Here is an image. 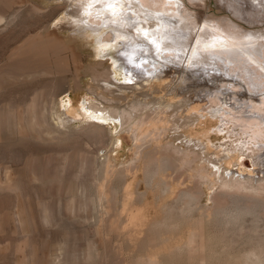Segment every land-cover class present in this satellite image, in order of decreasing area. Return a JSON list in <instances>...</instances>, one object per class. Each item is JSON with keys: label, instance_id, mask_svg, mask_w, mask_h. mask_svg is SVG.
<instances>
[{"label": "bare ground", "instance_id": "obj_1", "mask_svg": "<svg viewBox=\"0 0 264 264\" xmlns=\"http://www.w3.org/2000/svg\"><path fill=\"white\" fill-rule=\"evenodd\" d=\"M139 1L68 0L75 8L70 11L73 19L69 23L76 26V31L85 34L87 24L106 26V30L94 27L99 33L96 55L104 56L102 52L113 48L117 50L112 56L114 63L101 59L85 64L83 52L73 37L59 38L53 30L48 39L56 40L60 49L71 50L74 70L70 62L67 65L50 62L46 49L36 52L38 56L34 59L36 54L29 47L36 49L40 45L39 35L14 48L10 62L2 67L5 72H0V88L13 82L56 75L62 82L65 80L63 85L59 84L65 92L81 88L83 71L91 77L86 86L91 96L78 109L73 108L70 97L61 100L51 91L50 102L34 99L22 115L11 111L0 113V138L19 128L34 138L60 141L72 136L79 122L95 141L106 143L103 154L92 153V160H85L89 163L73 175L74 179L71 174L76 194L73 190L67 200L39 203L42 222L50 223L56 214L91 220L99 203L103 228L116 230L118 214L116 221H112L114 213L109 208L117 210L120 200L118 190L110 186L112 178H126L130 174L133 177L122 191V207L126 208L134 200L138 171H144L147 184L157 183L162 195L170 196L175 192L170 178L173 168L189 169L190 175L198 177L200 183L203 181L210 193L221 187L248 195H233L232 206V203L219 206L216 211L224 218L236 222L247 215L255 224L264 222V30H253L255 27L250 30L241 23L246 21L256 26L262 22L264 0H219L224 15L202 11L199 7L205 6L204 0ZM16 2L0 0V23L13 17ZM85 35L88 36L87 32ZM66 73H72V81ZM65 83L69 84L68 88ZM157 93L161 96L156 97ZM217 136L227 140L217 144ZM125 140L130 143L131 157L119 162L113 151L123 148ZM67 157L30 156L25 164L29 180L58 183L63 191L67 175L73 172ZM175 174L178 184L181 183L180 173ZM13 178L7 172L4 179L9 183ZM200 183L197 186L202 188ZM193 191H179L188 206L198 202ZM186 205L182 209L190 211L191 207ZM195 231L188 234L184 248L189 259L201 263L206 257ZM111 251L102 243L100 248H91V256L96 264H121L122 260ZM163 254L140 257L135 263L125 264H162ZM261 261L264 262V253Z\"/></svg>", "mask_w": 264, "mask_h": 264}, {"label": "rangeland", "instance_id": "obj_2", "mask_svg": "<svg viewBox=\"0 0 264 264\" xmlns=\"http://www.w3.org/2000/svg\"><path fill=\"white\" fill-rule=\"evenodd\" d=\"M135 1L140 2L139 0ZM184 1L189 2V0ZM203 4H205L204 7H199L202 11L207 10L206 12L224 15L219 0H204ZM14 9L16 11L13 17L10 16L12 20L8 19L6 23L5 21L0 23V72H5L2 67L10 62L12 50L26 39L37 35H39L37 41L40 45L36 49L29 47L31 52L36 54V52L46 49L49 53L50 62L53 64L61 63V65H67V62H70L74 70L71 50L68 48L60 49L56 40L48 39L53 30L57 31L56 34L59 38L68 35L73 37V42L83 52L85 64L90 65L101 59L114 63L112 56L117 53V50L113 48L102 52L104 56L96 55L97 44L95 42L99 33L94 29L96 27L105 29L106 26L95 27L87 24L88 29L85 31L88 36L85 35L86 32L84 34L83 31H81L82 33L76 31V26L69 23V20L73 19L70 16V11L72 12L75 8L70 5L68 0H17ZM241 23L250 30L254 27L253 30H264V19L256 26H251L246 21H241ZM106 35L105 33L104 36ZM37 56V54L34 55V59ZM82 73L81 88H71L65 92L61 87L65 80L62 82V79L56 75L8 84L0 88V113L11 111L17 115H22L27 105L34 99L43 98L50 102L52 92L61 100L70 97L73 108L78 109L91 96L86 89L91 77L86 71ZM159 73L164 74L161 71ZM65 75L68 76V79L73 77L72 73ZM65 85L66 88L69 87V84L67 86L65 83ZM53 87L56 89L55 91ZM156 95V97L161 96L160 93ZM101 123L105 122L101 121ZM15 131L4 138H0V264H57L60 262L62 264H96L91 256V248H100L102 243L108 246L110 251L112 249L111 252L115 257L117 256L122 260L121 264L135 263L136 259L153 256V254L162 256L160 254L163 253L164 257H160L165 258L164 262L161 259L162 264L168 262L170 264H264L261 261L264 253V222L255 224L256 221L254 222L253 218L247 215V217L233 222L216 211L219 206H229L231 203L230 206H232L231 197L233 195L242 197L248 195L221 187H216L210 193L206 184L202 181L203 183H201L204 184L202 185L198 177H194V179L188 172L189 169L186 171L185 168H179L178 171L173 168L170 171L172 177L176 175L175 178L173 177L176 181L170 176L175 186V192L170 196L162 195L163 190L157 183V185L155 183V185L147 184L146 180L143 179L142 173L144 171H138L139 176L134 180V200L129 202L126 208L122 207V191L123 187L132 181L133 177L130 174L126 178L121 176L112 178L110 186L118 190L120 200V206L117 210L109 208V211L114 213V216L111 217L112 221H116L115 217L118 214L119 228L116 230L106 231L103 228V211L99 203H97L98 206L96 205V212L94 211L95 217L91 220H81L68 215L56 214L50 223H43L39 203L43 201L50 204L55 199L67 200L72 196L73 190L76 194L73 175L87 166L89 162L86 163V161L92 160L94 155L92 153L103 154L107 146L104 142L95 141L94 137L81 128L79 122L75 133L68 139L60 141H45L34 138L27 130L22 132L19 128ZM236 137L233 136V139ZM225 140L227 138H222V136L215 138L217 144L224 143ZM129 147L130 143L125 140L123 148L113 151V155L117 156L119 162L131 157ZM47 154L65 155L66 157L70 154L67 158L73 165H71L73 172L69 174L70 176L67 175L63 191L60 190L58 183H39L29 180L27 176V165H25L27 159L30 156ZM87 157H89L88 160ZM7 172H11L12 176L15 177L9 183L4 179ZM174 172L180 173L181 177L178 176L181 183L178 184L177 174ZM182 173L185 174L181 175ZM67 182L69 183L67 184ZM199 183L202 188L197 186ZM96 184L95 187L93 185L94 193L98 189V184ZM180 187L184 189L182 190ZM184 190L189 192L194 190L193 193H195L198 202L195 201L190 206L186 205L185 201L187 200H182L180 194ZM110 197H113V191ZM184 203L189 209L191 207L190 211L185 208L187 210L185 213L182 212L185 210L182 209L185 207V205L183 206ZM110 206L112 207V202ZM97 215L99 216L98 220ZM195 230L199 234L198 244L199 246L202 245L201 249L206 257V260L201 263L189 259L184 248L189 240L188 234ZM180 241L181 243L183 241L182 245ZM172 244H175L174 249ZM53 255L56 257H50Z\"/></svg>", "mask_w": 264, "mask_h": 264}]
</instances>
